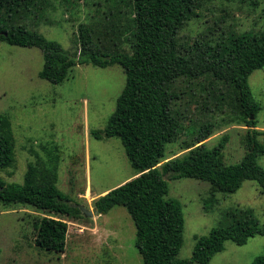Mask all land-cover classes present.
<instances>
[{
    "label": "trees",
    "instance_id": "1",
    "mask_svg": "<svg viewBox=\"0 0 264 264\" xmlns=\"http://www.w3.org/2000/svg\"><path fill=\"white\" fill-rule=\"evenodd\" d=\"M129 3L130 10L124 14L119 10L104 13L102 24H79L78 50L68 54L59 43L33 30L44 20L45 0H0V42L39 49L43 65L38 78L53 85H62L77 66L122 69L125 84L115 109L104 129L90 135L97 140L118 138L135 175L94 200V210L101 215L116 206L126 209L136 229L134 246L142 264H209L226 242L243 246L250 238L264 235V229L251 209L229 212L223 226L196 238L189 259L176 260L183 217L180 203L166 198L168 182L193 179L226 195L237 192L244 181H253L264 194V171L257 163L264 155V144L257 141L260 132L253 130L256 121L251 119L260 107L248 85L249 76L264 68V30L259 34L230 30L215 39L204 37L186 45L179 32L195 16L197 0ZM226 110L230 114L223 122H243L252 129L245 138L248 151L232 165L225 164L223 156L228 137L207 148L205 141L217 125L194 119L214 111L224 115ZM183 134L190 138L181 144L187 152L167 160L166 146ZM42 150L46 162L30 151L37 156L36 164L27 165L21 184L0 177V203L53 214L35 225L34 243L41 251L61 254L68 225L55 216L79 220L84 215L57 188L59 147L52 144ZM15 162L11 122L0 114V171L12 169ZM253 264H264V251Z\"/></svg>",
    "mask_w": 264,
    "mask_h": 264
},
{
    "label": "rangeland",
    "instance_id": "2",
    "mask_svg": "<svg viewBox=\"0 0 264 264\" xmlns=\"http://www.w3.org/2000/svg\"><path fill=\"white\" fill-rule=\"evenodd\" d=\"M45 1L48 7L44 20L33 30L59 43L68 54L78 50L79 24H102L109 10L122 14L130 10V0ZM194 12L195 16L179 32L181 43L186 45L204 37L215 39L230 30L251 34L264 30V0H197ZM124 48L128 49V45ZM42 65L39 49L0 42V114L10 119L16 158L15 166L0 171V177L7 183L21 184L27 165L36 164L37 156L44 164L42 148L55 144L60 152L56 169L59 192L72 206L91 210L93 217L73 220L55 216L68 225L65 251L58 254L41 251L34 243L35 225L53 214L0 203V264H142L134 246L136 229L126 209L116 206L101 215L94 210V200L135 175L118 138L97 140L90 135L91 131L104 129L115 109L125 84L122 69L117 65L105 69L77 66L62 85H53L38 78ZM248 85L260 107L252 119L256 121L253 130L260 132L257 141L264 144V68L249 76ZM229 114L228 110L224 115L214 111L208 116L195 115L194 119L217 125L205 141L207 148L215 146L222 136L228 137L223 156L225 164L232 165L248 151L245 138L252 129L243 122L226 124L223 120ZM189 139L183 134L175 144L167 145V160L185 154L181 144ZM257 163L264 171V155L258 157ZM210 188L208 183L193 179L168 182L166 198L180 203L183 217L182 243L176 260L189 259L196 238L223 226L229 212L251 209L264 229V194L256 182L244 181L234 194L212 192ZM263 251L264 235L250 238L243 246L226 242L224 250L214 255L209 264H253Z\"/></svg>",
    "mask_w": 264,
    "mask_h": 264
},
{
    "label": "water",
    "instance_id": "3",
    "mask_svg": "<svg viewBox=\"0 0 264 264\" xmlns=\"http://www.w3.org/2000/svg\"><path fill=\"white\" fill-rule=\"evenodd\" d=\"M251 119H253L251 117ZM79 210L82 212L84 217H93V212L91 210H86L83 206H78Z\"/></svg>",
    "mask_w": 264,
    "mask_h": 264
},
{
    "label": "crops",
    "instance_id": "4",
    "mask_svg": "<svg viewBox=\"0 0 264 264\" xmlns=\"http://www.w3.org/2000/svg\"><path fill=\"white\" fill-rule=\"evenodd\" d=\"M105 194H106V192H104L102 195H105ZM102 195H101V196H102Z\"/></svg>",
    "mask_w": 264,
    "mask_h": 264
}]
</instances>
